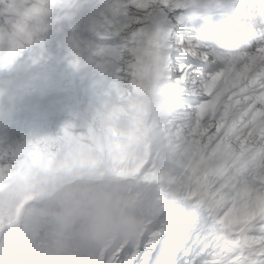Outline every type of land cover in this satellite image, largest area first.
I'll use <instances>...</instances> for the list:
<instances>
[{
    "label": "snow or ice",
    "instance_id": "obj_1",
    "mask_svg": "<svg viewBox=\"0 0 264 264\" xmlns=\"http://www.w3.org/2000/svg\"><path fill=\"white\" fill-rule=\"evenodd\" d=\"M51 32L94 93L142 84L164 100L147 227L77 264H264V0H0V68ZM26 149L0 142V170Z\"/></svg>",
    "mask_w": 264,
    "mask_h": 264
},
{
    "label": "rangeland",
    "instance_id": "obj_2",
    "mask_svg": "<svg viewBox=\"0 0 264 264\" xmlns=\"http://www.w3.org/2000/svg\"><path fill=\"white\" fill-rule=\"evenodd\" d=\"M69 60L65 33L51 32L0 71V142L27 145L13 169L0 170V226L43 195L1 232L0 264H77L137 239L157 208L151 184L89 182L107 173L145 179L163 97L142 84L94 93L90 70Z\"/></svg>",
    "mask_w": 264,
    "mask_h": 264
},
{
    "label": "water",
    "instance_id": "obj_3",
    "mask_svg": "<svg viewBox=\"0 0 264 264\" xmlns=\"http://www.w3.org/2000/svg\"><path fill=\"white\" fill-rule=\"evenodd\" d=\"M104 178H114V179H126V180H133V181H137L139 183H143V184H150L146 181V179H139L137 177H131V176H119V175H115V174H111V173H107V174H104L102 175V177H100L99 179L97 180H93L89 183H93L95 181H100V180H103ZM43 195H40V196H36V197H31L29 198L26 202H24V204H22V206L20 207L19 211H18V214H17V217L15 219L14 222H9V223H5V224H2L0 226V234L1 232L5 229V228H8V227H15L18 225L19 223V220L21 218V213H22V209L24 207V205L29 202V201H32V200H35V199H40L42 198Z\"/></svg>",
    "mask_w": 264,
    "mask_h": 264
},
{
    "label": "clouds",
    "instance_id": "obj_4",
    "mask_svg": "<svg viewBox=\"0 0 264 264\" xmlns=\"http://www.w3.org/2000/svg\"><path fill=\"white\" fill-rule=\"evenodd\" d=\"M12 66V65H11ZM11 66H5L3 68H0V71H7Z\"/></svg>",
    "mask_w": 264,
    "mask_h": 264
},
{
    "label": "bare ground",
    "instance_id": "obj_5",
    "mask_svg": "<svg viewBox=\"0 0 264 264\" xmlns=\"http://www.w3.org/2000/svg\"><path fill=\"white\" fill-rule=\"evenodd\" d=\"M63 240V239H62Z\"/></svg>",
    "mask_w": 264,
    "mask_h": 264
},
{
    "label": "trees",
    "instance_id": "obj_6",
    "mask_svg": "<svg viewBox=\"0 0 264 264\" xmlns=\"http://www.w3.org/2000/svg\"><path fill=\"white\" fill-rule=\"evenodd\" d=\"M125 226V225H124Z\"/></svg>",
    "mask_w": 264,
    "mask_h": 264
}]
</instances>
